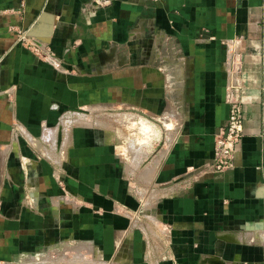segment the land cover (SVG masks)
<instances>
[{
	"label": "crops",
	"instance_id": "0c3cea01",
	"mask_svg": "<svg viewBox=\"0 0 264 264\" xmlns=\"http://www.w3.org/2000/svg\"><path fill=\"white\" fill-rule=\"evenodd\" d=\"M229 69L243 133L214 171ZM71 110L58 166L11 159L0 264H264V0H0V146L34 156Z\"/></svg>",
	"mask_w": 264,
	"mask_h": 264
},
{
	"label": "rangeland",
	"instance_id": "374dc122",
	"mask_svg": "<svg viewBox=\"0 0 264 264\" xmlns=\"http://www.w3.org/2000/svg\"><path fill=\"white\" fill-rule=\"evenodd\" d=\"M29 34V33H28ZM26 35V34H24ZM29 38V37H28ZM27 39V38H26ZM30 39V38H29ZM40 54H43V50L40 49L39 50ZM103 118H100V121L102 123H104L103 125L105 126H109V123L105 122L107 121V119L105 118L106 116H103ZM124 119V118H123ZM61 120V118H60ZM73 119H68L67 123H61L59 121V123H57V125L53 128L48 127L46 124H42L41 128H40V135L39 136H32L30 135V138L28 139H24L23 141H25L26 143H30L32 146V148L35 147L37 154H34V156H27V155H23L22 153L20 154H14L13 156L11 155L12 152L14 151V147H16L15 144H17V141H14L13 143H8L6 145H4V147L0 146V212L1 209L3 207V201L5 199L9 200L10 195H12L10 188L5 185L8 184V181L11 178V172L8 171V166L11 163L12 164V158H16V165L21 167L22 170V181L26 180L31 174L33 176L32 172H29L28 168L29 165L32 164V162L30 161L31 159L40 161L42 159H45L47 161H49L50 163H53V165H59V159L62 158V156L64 157V155H62L63 153H61V150L63 148H61L60 150V144L62 142V132H68L70 130V128L72 126L78 125V124H83L84 126H89L90 125V120L86 117H82L79 116L77 118H75V120ZM126 120V119H124ZM66 122V121H65ZM72 122V123H71ZM141 124V125H140ZM133 127L135 128H139V131H141L140 133L145 135L144 132L146 133V131H148L147 134V138L150 137V135L153 133V131H151V126L149 125H144L142 123H136L134 122V124L132 123ZM150 126V127H148ZM167 127H169L170 125L167 124ZM143 128V129H142ZM53 130V131H50ZM144 130V132H143ZM15 131L18 133H22V131L20 129H18L15 126ZM150 131V132H149ZM51 133H53V135H51ZM29 135V134H27ZM146 138V137H145ZM142 140V139H141ZM140 142V141H139ZM17 149V147H16ZM60 153V154H59ZM34 157V158H33ZM27 184V182H26ZM24 188L20 189V196L23 197L22 201H23V205H27L26 203L29 202V204H32V200L30 199L29 193H28V187L26 185H24ZM18 195V194H17ZM16 195V196H17ZM25 203V204H24ZM34 207V205H32ZM85 260V259H84Z\"/></svg>",
	"mask_w": 264,
	"mask_h": 264
},
{
	"label": "built area",
	"instance_id": "2783aa9c",
	"mask_svg": "<svg viewBox=\"0 0 264 264\" xmlns=\"http://www.w3.org/2000/svg\"><path fill=\"white\" fill-rule=\"evenodd\" d=\"M99 3L105 4L108 0H98ZM234 58L232 57V60ZM234 67V61H232ZM228 72V84L230 89L227 92L228 112L227 117L222 125H220L213 136V150L212 156L206 163V167L213 169L214 171H221L230 167L233 163L236 144L242 137L243 133V108L241 101L234 96V89L240 88L234 76ZM234 90V91H233ZM233 91V92H232ZM85 116L84 113L78 110L68 111V114H62L61 123H66L68 119H73ZM72 120V121H73Z\"/></svg>",
	"mask_w": 264,
	"mask_h": 264
},
{
	"label": "bare ground",
	"instance_id": "6f19581e",
	"mask_svg": "<svg viewBox=\"0 0 264 264\" xmlns=\"http://www.w3.org/2000/svg\"><path fill=\"white\" fill-rule=\"evenodd\" d=\"M67 121H68V120H67ZM67 121H66V123H67ZM165 121H166V120H165ZM143 122H144V121H143ZM71 123H72V122H71ZM140 123H141V122H140ZM144 123H146V121H145ZM147 123H149V122H147ZM133 124H134V123H133ZM138 124H139V123H138ZM131 125H132V124H131ZM140 125H141V124H140ZM146 125H147V124H146ZM146 125H145V126H146ZM151 126H152V125H151ZM148 127H150V126H148ZM152 128H153V127H152ZM137 129H139V128H137ZM142 129H143V128H142ZM153 129H154V128H153ZM151 131H152V130H151ZM139 132H140V131H139ZM143 132H144V130H143ZM147 132H148V131H146V133H147ZM149 132H150V131H149ZM154 132H155V131H154ZM146 133L144 132L145 135L148 134V133H147V134H146ZM134 139H135V138H134ZM138 139H139V137H138ZM139 141H140V140H139ZM137 142H138V141H137ZM77 256H78V255H77ZM78 258H79V257H78ZM84 261H86V260H84ZM86 263H87V262H86ZM87 264H88V263H87Z\"/></svg>",
	"mask_w": 264,
	"mask_h": 264
}]
</instances>
